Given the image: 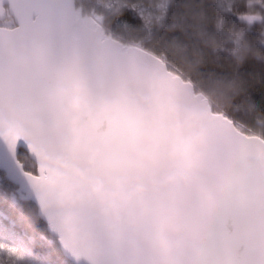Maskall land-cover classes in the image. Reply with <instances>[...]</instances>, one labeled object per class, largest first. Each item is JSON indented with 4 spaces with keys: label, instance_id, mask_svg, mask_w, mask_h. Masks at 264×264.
<instances>
[{
    "label": "snow or ice",
    "instance_id": "1",
    "mask_svg": "<svg viewBox=\"0 0 264 264\" xmlns=\"http://www.w3.org/2000/svg\"><path fill=\"white\" fill-rule=\"evenodd\" d=\"M0 264H264V0H0Z\"/></svg>",
    "mask_w": 264,
    "mask_h": 264
}]
</instances>
